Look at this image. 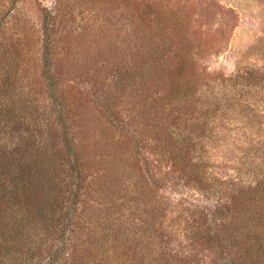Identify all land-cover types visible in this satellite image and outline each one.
<instances>
[{
	"label": "rangeland",
	"instance_id": "374dc122",
	"mask_svg": "<svg viewBox=\"0 0 264 264\" xmlns=\"http://www.w3.org/2000/svg\"><path fill=\"white\" fill-rule=\"evenodd\" d=\"M256 187L264 0H0V264H264Z\"/></svg>",
	"mask_w": 264,
	"mask_h": 264
},
{
	"label": "trees",
	"instance_id": "16d2710c",
	"mask_svg": "<svg viewBox=\"0 0 264 264\" xmlns=\"http://www.w3.org/2000/svg\"><path fill=\"white\" fill-rule=\"evenodd\" d=\"M48 78L49 80L53 81L51 75H49ZM256 190H258L257 187L251 190V192L254 193L253 198L256 200V202L254 203L255 205H257L256 210H254V207H252V203H250V205H245V207L248 208L247 213L251 211L250 213H248L247 217L245 216V218L247 219L245 223L246 225H248L247 228H249L250 230L244 229L242 233H240V237L238 238L240 249H246L247 251L245 258L246 260L252 256L254 246H257L254 241L260 242V239H264V193H256L257 195L255 196V192H257ZM240 227L241 230L244 228V226ZM20 229L21 233L24 234L23 230L25 229V226H22ZM261 249H264V245L262 243ZM178 254H185V251Z\"/></svg>",
	"mask_w": 264,
	"mask_h": 264
}]
</instances>
